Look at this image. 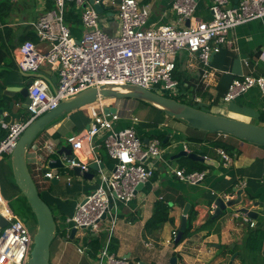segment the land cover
<instances>
[{"label": "crops", "instance_id": "0c3cea01", "mask_svg": "<svg viewBox=\"0 0 264 264\" xmlns=\"http://www.w3.org/2000/svg\"><path fill=\"white\" fill-rule=\"evenodd\" d=\"M173 1L138 0L141 5L150 7L149 28L179 25V17L172 9ZM213 1L197 0L194 15L197 21L211 20ZM238 1L230 0L228 6H236ZM52 8L51 0H7L6 5L0 8V108L5 116L4 123L0 125V140L6 137L9 124L24 121L29 116L28 111L22 108L17 90L11 92L16 96L14 99L6 96L8 88L24 87L31 80L30 74L25 77V73L17 69L14 51L25 41H32L42 49L47 48L37 39L34 25ZM110 18L103 26L107 33L114 35L119 31V22L113 14ZM71 32L77 40L82 38L81 19L71 27ZM175 63L174 79L178 83V95H187L203 110L213 114L263 124L260 117L264 114V97L259 88H252L229 103L223 98L234 80L247 75L264 76V18L230 31L227 44L212 57L213 69L208 77L204 78L197 57L186 50L175 55ZM37 76L46 80L54 91L59 79L56 69L42 67ZM14 100L15 106L11 110L9 103ZM99 105H91L60 118L36 139L28 152V163L35 181L40 182L37 183L38 188L53 205L58 221L59 230L51 245L50 264H93L90 257L78 253L77 248L82 241L71 239L72 224L67 221L73 217L78 203L99 187L100 169L112 172L114 161L107 154L103 142L97 140L100 167L98 171L89 170L94 177L91 180L77 176L67 167L50 169L60 176L59 183H47L42 182L38 174L36 176V169L48 168L47 146H52L55 151L64 146L71 148L67 138L89 127L94 114L99 112ZM105 107L116 108L120 114V120L114 124L116 131L133 127L145 142L159 139L163 144L159 159L146 160V165L154 168V177L136 192L129 203L119 205L121 218L113 241V252L129 259L131 264H173V258L176 259L175 264H264V243L261 250H252L246 241L250 229L264 230V147L224 135L225 141L236 144L240 150L238 156L229 155L231 162L226 163L219 154L222 149H212L207 143L198 144L189 140L206 141L213 136L192 129L182 120L170 118L131 99L108 100ZM120 123L122 125L118 127ZM184 149L219 163L216 166L207 165L204 170L206 177L197 185L183 182L176 175L178 170L190 173L195 167L188 157L174 160V155ZM76 156L81 162L90 161L84 152ZM52 157L58 158L56 155ZM66 158L62 157L64 163ZM6 164L9 165V162ZM240 189L244 190V207L257 215L256 219L250 218L255 223L253 228L234 217L235 209H228L217 219H212L215 202L219 198H235L236 190ZM162 205H167L166 211L172 221L161 228L150 226L156 210ZM186 210L187 220L193 212V234L175 244L171 242L173 232L179 231ZM148 244L151 246L148 247ZM97 248L98 244L95 252Z\"/></svg>", "mask_w": 264, "mask_h": 264}, {"label": "built area", "instance_id": "2783aa9c", "mask_svg": "<svg viewBox=\"0 0 264 264\" xmlns=\"http://www.w3.org/2000/svg\"><path fill=\"white\" fill-rule=\"evenodd\" d=\"M51 1L53 8L34 25L37 39L47 48L25 41L14 51L17 69L33 77L29 86L31 104L27 110L28 118L9 124L6 137L0 140V163L6 156H11L31 122L55 110L62 101L88 89L104 85H132L164 96H177L178 83L174 73L175 55L179 51L186 50L197 57L206 78L213 69V55L227 44L230 31L264 18V0H239L233 7L228 6L230 0H214L212 18L208 22L194 18L197 0H174L172 9L179 17V25L154 29L147 26L151 15L149 6L141 5L138 0H103L104 9L115 15L119 22V31L112 35L105 31L102 15L90 0ZM73 3L80 11L83 26L80 40L72 35L65 22L67 6ZM187 23L189 25L184 26ZM45 66L58 71L59 79L54 91L46 80L37 76ZM255 87L264 97V76L247 75L234 80L223 99L227 103L232 102ZM105 102H101L99 112L94 114L87 129L67 138L73 152L76 155L86 153L90 161L81 162L75 155L68 162L71 169L81 167L85 172L90 170L91 162L100 167L96 141L101 140L114 161V169L112 172L100 169L99 187L78 203L67 223L76 229L75 238L82 241L78 245V253L90 257L93 264H131L129 259L118 256L112 249L121 218L119 205L129 203L135 197L137 187L154 177V168L147 166L146 160L159 159L163 144L159 139L146 143L133 127L116 131L114 124L120 120V114H106L104 109L108 107H105ZM4 119L0 112V125ZM47 150L49 154L56 152L50 145ZM219 154L226 163L231 162V157L224 151L220 150ZM37 174L42 182L47 183L60 177L53 170L44 172L41 167L36 169ZM176 175L183 182L197 185L204 181L206 172L178 170ZM0 216L8 223L7 227L0 228V264H26L33 248L34 234L9 207L1 191ZM234 217L251 228L255 227L247 214L237 211ZM177 234V230L173 232L171 242H175Z\"/></svg>", "mask_w": 264, "mask_h": 264}, {"label": "water", "instance_id": "95a60500", "mask_svg": "<svg viewBox=\"0 0 264 264\" xmlns=\"http://www.w3.org/2000/svg\"><path fill=\"white\" fill-rule=\"evenodd\" d=\"M102 2L103 0H100V3H96V0H90V4L93 5L100 15L110 17L112 13L107 12L104 9ZM188 25L189 23H187V26ZM24 75L25 77L28 76L27 74ZM32 79L33 77L31 76V80L24 87L8 88V92L6 93V96L14 99L16 96L15 94H11V92L17 90L16 92L21 96L22 108L24 110H28V107L31 104L29 98V86L32 84ZM109 99H131L139 103L145 102L162 110L170 118L186 122L189 127L197 131L230 136L255 146L264 147V126L262 125L236 120L224 115L213 114L183 104L170 97L132 85H104L99 88L88 89L74 98L62 101L55 110L47 112L30 123L8 160L15 185L26 198L31 211L34 214L37 226L33 236V248L26 264H50L51 245L58 232V223L55 220L53 211L42 199L38 185L33 177L32 170L28 163V152L31 150L36 139L60 118L71 112H75L100 101ZM14 106L15 100L9 103V108L11 110ZM0 112L3 113V109L0 108ZM104 112L106 114L116 113L117 109L109 107L105 108ZM148 142L149 141L146 143ZM52 155H56L58 158H54ZM63 156L67 157L66 163L62 160ZM187 157L193 161L201 162L209 166H216L219 164L217 161L191 153L186 149L178 152L173 158L174 160H178ZM73 158L72 148L64 146L59 151L47 155L46 161L48 163V168L44 169V172H47L50 169L57 170L65 169L67 167L70 168L68 160ZM89 167L90 170H99V165L95 162H91ZM72 170L77 176H83L89 180L94 178L89 171H82L81 167H73ZM51 182L53 184H58L59 179L54 178ZM143 186L144 185L140 184L137 187V191ZM236 194L237 196L233 199L224 200L219 198L215 202L216 210L212 215V219H217L228 209H235L238 212L247 214L249 218L256 219V213L250 212L249 209L243 205L244 190H236ZM187 214L188 211L186 210L175 239V244H179L184 237L188 225ZM103 219H105V215L103 216ZM7 225V221L0 216V228L3 229L7 227ZM76 232V229L72 228V240L75 238ZM175 262L176 259L173 258L172 263L175 264Z\"/></svg>", "mask_w": 264, "mask_h": 264}, {"label": "trees", "instance_id": "16d2710c", "mask_svg": "<svg viewBox=\"0 0 264 264\" xmlns=\"http://www.w3.org/2000/svg\"><path fill=\"white\" fill-rule=\"evenodd\" d=\"M6 3H7V0L6 1L0 0V8L5 6ZM79 19H81L80 18V11L76 8V5L74 3L73 4H69L67 6V11H66V14H65V22H66V24L71 28V27H73L74 24H77L79 22ZM165 96L166 97H170L172 99H175L178 102H181L183 104H187V105L193 106V107L201 109V110L204 109L201 105L195 103L194 99H191V98L187 97V95H185V94L178 95V96H171L169 94H166ZM109 100H112V99H109ZM106 101H108V100H106ZM141 103L144 104V105H147L149 107L155 108V109L161 111L162 113H164L162 110H160V109H158V108H156V107H154V106H152V105H150L148 103H145V102H141ZM260 122L263 123V124H260V125L264 126V114H261ZM207 134L213 136L214 138L207 139L206 141H205V139L202 140V139H194V138H190L189 140L191 142H195V143H198V144L207 143L209 145V147H211L212 149H222L230 156H238V155H240V150L236 146V144H233L231 142L225 141L223 139L224 135H220V138H218L219 134H210V133H207ZM228 138L234 139L233 137H230V136H228ZM202 154H204V153H202ZM8 159H9V157L6 156L4 158V160L1 161V163H0V171H1V173L3 171H5L4 169H8L9 168L8 169V174H7L8 176L6 175L4 177L5 182H4V185L2 186L3 190L1 188V193L4 196V199H5V197L7 199H9L8 197H12V196L13 197H17L18 193L20 192L19 189L17 188V186L15 185L14 180H13V176H12V173H11L10 166L8 164H6V162H8ZM190 162H191V164L195 165V167L192 168L190 170V172H193V171L203 172L206 169V167H207L206 164L201 163V162H196V161H190ZM40 195H41L42 199L50 206V208L53 211L55 220H56V222H58L55 210L52 208L53 205L51 204V202L46 198V196L42 192H40ZM24 199L26 200L25 197H24ZM26 203H27V200H26ZM27 205H28V203H27ZM28 208L31 211V208L29 207V205H28ZM167 208H168L167 205L159 206L158 210H156V213H155L153 219L151 220V222L149 223V225L161 228L162 225H164L166 222H171L172 220L169 218L168 213L166 211ZM33 217H34V214H33ZM193 221H194V217H193V212H192V214L188 217V225H187L186 231L184 233L183 240H185L187 237H189V236H191L193 234V232H192ZM213 222H215V221H210L209 223H213ZM204 228L205 227H203L202 230ZM58 230H59V228H58ZM246 241H247L248 247L250 249H252V250H261V248L263 246V243H264V230H261V229H252L251 230L250 229L247 232V234H246Z\"/></svg>", "mask_w": 264, "mask_h": 264}, {"label": "rangeland", "instance_id": "374dc122", "mask_svg": "<svg viewBox=\"0 0 264 264\" xmlns=\"http://www.w3.org/2000/svg\"><path fill=\"white\" fill-rule=\"evenodd\" d=\"M109 19H111V18L107 17V16H102V23L105 24ZM171 96H175V95L171 94ZM121 125H122V123H120L118 125V127H120ZM8 169H4L5 171H3L2 173L0 171V191H1V188L3 190L2 186L4 185V182H5L4 177L8 174ZM38 187H39V185H38ZM2 197L4 198L3 194H2ZM8 198L9 199H7L5 197L9 207L13 210V212L16 215H18L28 225L31 232L34 234L36 231V228H37L36 221H35V218L33 217L32 212L29 210L28 205H27L26 200L24 199L23 195L19 192L17 197L12 196V197H8ZM58 235H61V233H59Z\"/></svg>", "mask_w": 264, "mask_h": 264}, {"label": "bare ground", "instance_id": "6f19581e", "mask_svg": "<svg viewBox=\"0 0 264 264\" xmlns=\"http://www.w3.org/2000/svg\"><path fill=\"white\" fill-rule=\"evenodd\" d=\"M101 102H104V101H100V102H98L99 104H101ZM98 103H96V104H98ZM93 105H95V104H93ZM91 106V105H90ZM89 107V106H88Z\"/></svg>", "mask_w": 264, "mask_h": 264}]
</instances>
